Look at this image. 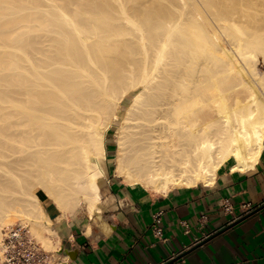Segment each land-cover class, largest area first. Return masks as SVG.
<instances>
[{
  "label": "bare ground",
  "instance_id": "1",
  "mask_svg": "<svg viewBox=\"0 0 264 264\" xmlns=\"http://www.w3.org/2000/svg\"><path fill=\"white\" fill-rule=\"evenodd\" d=\"M258 54L264 63V0H0V151L21 152L0 173V249L21 224L56 252L42 200L93 220L107 168L167 194L255 167ZM25 155L44 168L38 179L14 177Z\"/></svg>",
  "mask_w": 264,
  "mask_h": 264
},
{
  "label": "crops",
  "instance_id": "2",
  "mask_svg": "<svg viewBox=\"0 0 264 264\" xmlns=\"http://www.w3.org/2000/svg\"><path fill=\"white\" fill-rule=\"evenodd\" d=\"M251 169L226 166L209 186L167 194L113 175L102 186L99 216L87 221L61 215L43 199L56 264H264V207L241 219L264 205V154ZM158 213L161 236L152 230Z\"/></svg>",
  "mask_w": 264,
  "mask_h": 264
},
{
  "label": "built area",
  "instance_id": "3",
  "mask_svg": "<svg viewBox=\"0 0 264 264\" xmlns=\"http://www.w3.org/2000/svg\"><path fill=\"white\" fill-rule=\"evenodd\" d=\"M244 208L248 211L249 204ZM227 209V208H226ZM160 214L153 216L152 230L161 236ZM56 255L43 250L30 236L26 226L16 224L6 230L0 249V264H56Z\"/></svg>",
  "mask_w": 264,
  "mask_h": 264
},
{
  "label": "rangeland",
  "instance_id": "4",
  "mask_svg": "<svg viewBox=\"0 0 264 264\" xmlns=\"http://www.w3.org/2000/svg\"><path fill=\"white\" fill-rule=\"evenodd\" d=\"M16 24V23H15ZM10 25H13V24H10ZM9 25V26H10ZM17 26V24L16 25H14V26H12L13 28L15 27V28H17L16 27ZM11 27V26H10ZM11 27V28H12ZM17 30V29H16ZM18 31V30H17ZM173 52L174 51H171L170 52V54H171V56L170 55H168V57H167V60L169 59H174V56H172V54H173ZM187 59V60H186ZM188 60L190 61V59H189V57L188 56H185L183 59H181V62H182V64H183V62H184V65H185V67H189V66H191L190 64H189V62H188ZM257 60H258V68H257V70L260 72V73H263L264 72V63L262 62V56H260V54H258L257 55ZM174 60L172 61V64L174 65L176 62H174ZM181 62H179L180 64H181ZM188 64V65H187ZM216 68L217 67H215L214 66V69L213 68H211L210 70L211 71H213V73H216L217 71H215L216 70ZM130 94H133L132 92L130 93ZM129 100H130V97H126V102H129ZM0 105H2V106H8L7 105V103H5V102H1L0 103ZM123 108H125V106H123ZM120 117V120L119 121H116V123H120L121 122V118H122V114L119 116ZM6 120V119H5ZM7 121H8V119H7ZM18 120H16V122H17ZM4 125H3V123H1V121H0V129L2 128V130L4 129ZM2 130H0V131H2ZM113 135H114V129H110L109 131H108V137H107V150H108V153H109V155L111 156V155H113L114 154V152H115V145H114V143H113V141H112V138H113ZM2 136V135H1ZM0 136V140H4V138L3 137H1ZM16 144V147L14 148V151L15 152H13V153H11L10 151H7V148H2V150L0 151V173L1 172H3V171H7L8 170V168H6V166H5V164H6V162H7V160L8 159H19L20 157H21V152H20V149H19V143L18 142H15ZM32 149V148H31ZM47 154L48 153H46L45 152V154H43V156H42V158L43 159H45L44 161H46L47 162V160L48 159H50V158H47ZM23 158V160H22V162H21V164L20 165H16V167H17V169L15 170V178H17V175H20V173H22V172H24V171H28V170H30V169H32L33 170V176H31L30 174L28 175L26 172H25V174H24V178H27V179H29V180H32V178H30V177H33L34 179H38V177H39V174H40V172L42 171V170H44V168L43 167H41L40 169H39V166H38V162H35V161H33V160H31L29 157V159H26V155L24 156V157H22ZM25 158V159H24ZM42 166V165H41ZM34 168L35 169H37V173L36 174H34ZM23 174V173H22ZM113 175H115L114 174V172H113V170L111 169V168H107L106 169V177H105V179H104V182H103V184L101 185V190H102V186L104 187V185H105V183H106V180L109 178V177H111V176H113ZM118 177V176H117ZM119 178V177H118ZM120 179V178H119ZM121 180V179H120ZM37 191V193L40 191V189H37L36 190ZM24 198H27V200H28V202H31V198H29V197H27V196H25ZM76 213H78L77 215H76V217L77 218H80V219H83V220H86L87 221V214L84 212V211H81V210H79V211H77ZM52 224V223H51ZM52 226V225H51Z\"/></svg>",
  "mask_w": 264,
  "mask_h": 264
},
{
  "label": "water",
  "instance_id": "5",
  "mask_svg": "<svg viewBox=\"0 0 264 264\" xmlns=\"http://www.w3.org/2000/svg\"><path fill=\"white\" fill-rule=\"evenodd\" d=\"M264 207V205L263 206H261V207H259V208H257V209H255V210H253V211H251V212H249L248 214H246L244 217H242L241 219H244V218H246V217H248V216H250V215H252V214H254L255 212H257L258 210H260V209H262ZM239 221V220H238ZM235 223H237V222H235ZM225 229H227V228H225ZM224 229V230H225ZM224 230H221V231H224ZM221 231H219L218 233H220ZM218 233H216V235L218 234ZM181 256H179L178 258H180Z\"/></svg>",
  "mask_w": 264,
  "mask_h": 264
}]
</instances>
